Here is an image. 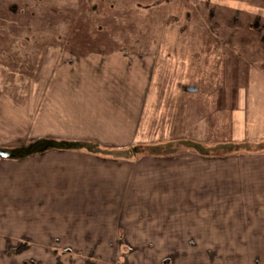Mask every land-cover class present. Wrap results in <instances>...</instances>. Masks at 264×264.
<instances>
[{
    "label": "crops",
    "instance_id": "1",
    "mask_svg": "<svg viewBox=\"0 0 264 264\" xmlns=\"http://www.w3.org/2000/svg\"><path fill=\"white\" fill-rule=\"evenodd\" d=\"M61 37H57V64L43 63L45 72L38 80L37 90L30 83V77L21 78L17 70L23 63L19 60L22 57L19 50L24 49H19V44L6 49L10 51H6L10 60L1 65L6 70L16 67V75L0 73V151L13 154L0 156V264H5L4 259L20 264L19 259L22 262L55 254L53 247L60 232L57 230L58 195L74 192L93 195L89 169H93L91 176L94 172V177L102 180L94 189L107 187L112 193L122 194L118 208L137 210L135 203L141 201V183L148 184L149 189L153 185L148 181H155V186H159L160 182L167 185V180L149 173L152 159L142 157L146 162V171H143L139 161H129L131 156L127 155L131 154L126 151L135 142L147 145L156 136V141H171L173 146L188 143L184 156L175 154L167 161L189 162L190 170L199 171L196 174L200 180L196 185L198 190L173 188L176 193L186 195L180 209L187 214L175 217L181 218L180 225H175L173 220L167 230L162 229L170 237L160 238L170 242H200L207 241L209 234L223 236L222 228H215L221 224L211 220V215H217L219 220L221 208L208 205L206 198L212 201L227 195L221 203L241 219L235 224L242 225L244 230L231 233L234 237L217 238L264 242V67L258 78L262 84V100L259 96L250 99L247 84L240 88L238 95L244 100L236 103L232 111L233 135L228 140L217 132L222 130L220 122L216 131H211V99L221 95L205 84L210 86L212 82L207 73L203 75L206 72L203 65L199 66L197 76L191 77L194 50L176 43L174 35L172 41L165 43L98 45L70 42L73 38ZM241 77L247 78V73ZM141 82L147 84L141 88L140 96L154 98L153 108L149 111L142 101L135 111L129 112L126 109L133 107L132 90ZM217 102L213 103L214 115ZM57 140L92 143L111 148V153H92L82 146L59 148ZM238 141L243 151L232 152V146ZM222 151L231 153L223 156ZM223 158L241 164L227 169L219 164ZM227 184L233 186L232 194L227 192ZM64 205L60 203L59 208ZM206 209L214 211L208 218L203 213ZM181 230L185 235H181ZM117 231L118 240L125 236L123 222L122 234ZM150 235L155 236L148 231H137L132 240H158ZM90 240L89 237L77 241ZM155 253L144 251L141 256L151 257Z\"/></svg>",
    "mask_w": 264,
    "mask_h": 264
},
{
    "label": "rangeland",
    "instance_id": "2",
    "mask_svg": "<svg viewBox=\"0 0 264 264\" xmlns=\"http://www.w3.org/2000/svg\"><path fill=\"white\" fill-rule=\"evenodd\" d=\"M173 35L176 43L194 50L192 57L195 66L192 67L191 77L193 74L197 76L199 66L203 65L206 71L203 75L207 73L212 82L209 86L205 79V84L221 95L211 99V131L217 129L220 122L222 130L217 129V132L221 137L224 134L231 140L232 111L236 103L244 100L238 95L240 88L247 84L250 99L255 96L261 98L263 95L258 78L264 67V0H0V73L10 72L12 77L16 75V67L6 70L1 66L10 60V56H7L10 51L6 49L16 43L19 44V49H24L19 50L22 54L19 60L23 63L19 65L21 69L18 67L17 70L22 75L21 78L28 75L34 90H37L40 84L38 80L45 72L43 63L53 61L57 64L55 55L59 36L63 40L73 38L70 42L98 45L142 44L152 41L165 43L172 41ZM248 69H251L250 76ZM246 73L247 78L241 77H246ZM214 78L216 81H213ZM247 79L250 80L249 83ZM145 84L147 82H141L139 86L135 84L131 93L134 108L128 107L127 111H135L142 101L149 111L153 108L154 98L140 96ZM215 101H218L216 105L220 111L217 109V114L214 115ZM155 116L157 119L158 114ZM156 137L147 145L135 142L126 152L131 154L127 155L131 156L129 161H139V167L143 171H146V162L142 157L152 159V165L148 167L152 170L149 173H153L155 178L166 179L167 185L160 182L159 186H155V181H148L153 187L147 189L148 184L142 182L141 201L135 203V208L138 206V209L130 207L122 211L118 208L121 205L118 199L123 195L112 193L107 187L104 190L102 187L94 189L102 180L95 178L94 172L91 176L93 169H89L88 177L94 185L93 195H78L75 192L58 195L57 230L60 229V232L57 233V242L53 247L55 254L27 258L22 262L19 259L20 264H264V242L217 238L234 237L231 236L233 233H242L244 230L242 225L235 224V221L238 223L241 219L225 208L226 204L221 203L227 195L212 201L206 198L207 204H216L222 209L218 211L219 220L217 215H211V220L221 224L215 228H222L223 236L209 234L206 236L207 241L200 242L163 240L170 237L163 231L164 228L167 230L168 224L173 220H176L175 225H180L181 218L175 217L187 214V211L180 209L181 200L185 201L186 195L176 193L173 188L189 187L198 190L196 185L200 180L196 174L199 171L190 170L192 166L189 162L167 161L175 154L184 156L188 143L183 146L179 142V145L173 146L171 144L174 142L161 143L156 141ZM66 142L75 143L57 140V147L67 144ZM81 146L92 153H111V148H101L100 145L93 152L92 143ZM232 148V152L243 151L239 141ZM220 162L227 169L241 164L227 158ZM192 172L195 174L191 175ZM231 187L233 186L227 184L225 188L232 194ZM109 199L113 201L109 202ZM189 200L192 201L190 198ZM60 203L65 205L59 208ZM159 208L163 210H157ZM203 213L208 218L214 211L206 209ZM122 222L125 236L118 240L117 230L122 234ZM132 223L134 225H130ZM206 223L209 224L208 221ZM137 231H148V234H155L150 235L152 238L158 240L133 241ZM183 234L185 235L181 230V235ZM163 236L165 238H160ZM89 237V242L77 241L78 238L84 240ZM211 237L216 238L210 240ZM70 239L75 242H66ZM60 240L62 243H59ZM144 251L157 253L155 256L142 257ZM3 262L14 263L12 259H4Z\"/></svg>",
    "mask_w": 264,
    "mask_h": 264
},
{
    "label": "trees",
    "instance_id": "3",
    "mask_svg": "<svg viewBox=\"0 0 264 264\" xmlns=\"http://www.w3.org/2000/svg\"><path fill=\"white\" fill-rule=\"evenodd\" d=\"M75 143H67V144H63L62 146H58L59 148L63 147V148H76V147H81V145H85L84 143H81L79 141H74ZM89 147V146H88ZM97 145L95 146L94 144H92V151L94 152V148H96ZM225 153H220V155L226 156L231 152L228 151H224Z\"/></svg>",
    "mask_w": 264,
    "mask_h": 264
},
{
    "label": "water",
    "instance_id": "4",
    "mask_svg": "<svg viewBox=\"0 0 264 264\" xmlns=\"http://www.w3.org/2000/svg\"><path fill=\"white\" fill-rule=\"evenodd\" d=\"M13 154L7 152V151H0V156H3V157H8V156H12Z\"/></svg>",
    "mask_w": 264,
    "mask_h": 264
},
{
    "label": "flooded vegetation",
    "instance_id": "5",
    "mask_svg": "<svg viewBox=\"0 0 264 264\" xmlns=\"http://www.w3.org/2000/svg\"><path fill=\"white\" fill-rule=\"evenodd\" d=\"M12 11H15V10H12Z\"/></svg>",
    "mask_w": 264,
    "mask_h": 264
}]
</instances>
